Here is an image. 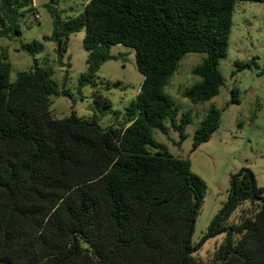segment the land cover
<instances>
[{"label":"trees","instance_id":"trees-1","mask_svg":"<svg viewBox=\"0 0 264 264\" xmlns=\"http://www.w3.org/2000/svg\"><path fill=\"white\" fill-rule=\"evenodd\" d=\"M82 11L60 19L52 5L51 31L62 61L68 36L83 30L86 69L77 89L95 85V68L109 45L129 47L142 75L124 108L125 122L101 127L94 118L50 115L48 96L59 88L49 67L33 63L9 81L10 62L0 46V264H264V189L250 168L229 174L225 201L198 243H191L205 183L187 158L172 156L151 129L168 121L185 138L189 112L163 91L187 52L204 53L190 72L198 80L182 90L192 102L215 96L222 84L219 59L226 54L231 16L239 0H83ZM264 3V0H243ZM30 0H0V38L18 36V19ZM39 40L19 44L33 56ZM114 58V56H111ZM254 59H251L253 63ZM235 61L236 70L249 67ZM117 81L112 85L116 86ZM232 103L238 91L230 90ZM94 104L110 109L108 99ZM220 112L209 105L192 133L190 149L209 139ZM148 147L154 148L153 152ZM242 203L248 208L231 215ZM251 206V207H250ZM222 235L210 262L193 255L204 239Z\"/></svg>","mask_w":264,"mask_h":264},{"label":"rangeland","instance_id":"rangeland-1","mask_svg":"<svg viewBox=\"0 0 264 264\" xmlns=\"http://www.w3.org/2000/svg\"><path fill=\"white\" fill-rule=\"evenodd\" d=\"M83 3V0H30L33 13L27 12L18 19L19 35L0 38V46L6 50L10 62L9 81L15 79L17 72L32 67L34 62L49 67L57 86L68 92V95L58 93L48 96V110L52 117L62 118L74 112L78 117L94 118L101 127L117 126L125 122L124 108L134 98L142 79L136 69L132 50L120 44L104 48L107 57L97 62L95 85L85 84L78 90V77L86 69L83 30L68 36L66 50L62 52V61L69 63L66 78L63 72L67 67L57 63L54 43L41 39L50 33L52 27L46 5H52L60 19H66L80 13ZM32 39L39 40L43 46L33 56L19 49L20 43ZM204 56L200 52L185 53L163 87L177 109L176 117L182 112L191 115V121L184 129L185 138L179 145L174 144L178 138L177 132L169 127L167 120L164 121L168 126L166 133L157 128L151 129L154 140L164 144L172 156L187 158L191 171L205 183L190 236L193 244L199 242L211 217L225 201L230 173L240 167H251L257 184L264 186V3L235 1L226 54L217 64L222 84L215 96L192 102L182 95V90L198 80L190 69ZM235 61H247L250 65L236 70ZM114 81L118 82L116 86L112 85ZM231 88L238 91V103L229 101ZM95 92L108 99L109 110L100 109L94 104ZM209 105H214L220 112L218 127L207 141L191 150L192 133ZM148 150L153 152L154 148L148 147ZM246 206L249 205L242 203L229 220L235 221L239 211L248 208ZM221 239L222 235L204 239L193 255L204 263L210 262L212 252Z\"/></svg>","mask_w":264,"mask_h":264},{"label":"crops","instance_id":"crops-1","mask_svg":"<svg viewBox=\"0 0 264 264\" xmlns=\"http://www.w3.org/2000/svg\"><path fill=\"white\" fill-rule=\"evenodd\" d=\"M216 129H217V128H216ZM249 168H250L251 171H253L251 167H249ZM252 173H253V175L255 174L254 171H253ZM255 181H256V180H255ZM256 184H257V182H256ZM257 185H258V184H257ZM259 186L263 187V189H264V186H263V185H259Z\"/></svg>","mask_w":264,"mask_h":264},{"label":"built area","instance_id":"built-area-1","mask_svg":"<svg viewBox=\"0 0 264 264\" xmlns=\"http://www.w3.org/2000/svg\"><path fill=\"white\" fill-rule=\"evenodd\" d=\"M35 17H36V14H35Z\"/></svg>","mask_w":264,"mask_h":264}]
</instances>
